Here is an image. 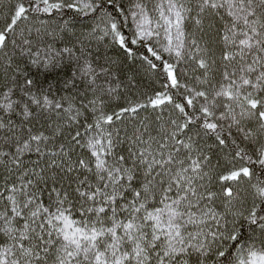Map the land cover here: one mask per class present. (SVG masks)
I'll use <instances>...</instances> for the list:
<instances>
[{"label": "snow or ice", "instance_id": "1", "mask_svg": "<svg viewBox=\"0 0 264 264\" xmlns=\"http://www.w3.org/2000/svg\"><path fill=\"white\" fill-rule=\"evenodd\" d=\"M0 264H264V0H0Z\"/></svg>", "mask_w": 264, "mask_h": 264}]
</instances>
